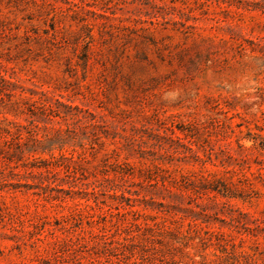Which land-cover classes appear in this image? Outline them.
<instances>
[{
  "label": "rangeland",
  "instance_id": "374dc122",
  "mask_svg": "<svg viewBox=\"0 0 264 264\" xmlns=\"http://www.w3.org/2000/svg\"><path fill=\"white\" fill-rule=\"evenodd\" d=\"M0 264H264V0H0Z\"/></svg>",
  "mask_w": 264,
  "mask_h": 264
}]
</instances>
